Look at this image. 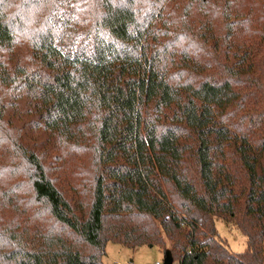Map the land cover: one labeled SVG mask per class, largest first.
<instances>
[{
	"label": "trees",
	"instance_id": "16d2710c",
	"mask_svg": "<svg viewBox=\"0 0 264 264\" xmlns=\"http://www.w3.org/2000/svg\"><path fill=\"white\" fill-rule=\"evenodd\" d=\"M16 93L52 148L6 118ZM110 243L264 264V0H0V264Z\"/></svg>",
	"mask_w": 264,
	"mask_h": 264
},
{
	"label": "rangeland",
	"instance_id": "374dc122",
	"mask_svg": "<svg viewBox=\"0 0 264 264\" xmlns=\"http://www.w3.org/2000/svg\"><path fill=\"white\" fill-rule=\"evenodd\" d=\"M78 5L79 2L70 11L75 17L74 26L81 28L80 20L83 21L88 16L87 11ZM89 7L93 10L94 4H90ZM7 109L6 118L23 131L24 142L28 147L34 149L53 147L49 133L35 127L37 119L34 107L24 93H16L10 108ZM228 221L230 222L222 219L216 220L218 236L232 255L243 254L247 250V237L232 223L233 219ZM168 257L169 255L165 254L159 247L144 246L129 249L120 244L110 243L103 262L104 264H166ZM175 264L179 263L176 262Z\"/></svg>",
	"mask_w": 264,
	"mask_h": 264
},
{
	"label": "water",
	"instance_id": "95a60500",
	"mask_svg": "<svg viewBox=\"0 0 264 264\" xmlns=\"http://www.w3.org/2000/svg\"><path fill=\"white\" fill-rule=\"evenodd\" d=\"M166 260H167L166 264H173L174 263L170 257H168Z\"/></svg>",
	"mask_w": 264,
	"mask_h": 264
},
{
	"label": "crops",
	"instance_id": "0c3cea01",
	"mask_svg": "<svg viewBox=\"0 0 264 264\" xmlns=\"http://www.w3.org/2000/svg\"><path fill=\"white\" fill-rule=\"evenodd\" d=\"M108 247V246H107ZM106 251H107V249H106ZM175 264V263H174Z\"/></svg>",
	"mask_w": 264,
	"mask_h": 264
},
{
	"label": "built area",
	"instance_id": "2783aa9c",
	"mask_svg": "<svg viewBox=\"0 0 264 264\" xmlns=\"http://www.w3.org/2000/svg\"><path fill=\"white\" fill-rule=\"evenodd\" d=\"M157 264H160V263H157Z\"/></svg>",
	"mask_w": 264,
	"mask_h": 264
}]
</instances>
